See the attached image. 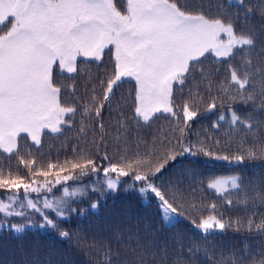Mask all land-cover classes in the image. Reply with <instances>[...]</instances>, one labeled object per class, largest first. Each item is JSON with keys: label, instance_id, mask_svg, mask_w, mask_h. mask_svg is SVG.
Here are the masks:
<instances>
[{"label": "snow or ice", "instance_id": "obj_1", "mask_svg": "<svg viewBox=\"0 0 264 264\" xmlns=\"http://www.w3.org/2000/svg\"><path fill=\"white\" fill-rule=\"evenodd\" d=\"M223 7L237 11H222ZM209 54L219 59L220 67L200 66ZM65 73L70 74V83L62 78ZM221 75L224 79L218 83ZM125 83L131 85L126 92ZM177 97L183 99L178 102ZM205 97V111L220 108L230 113V127L239 126L252 141L250 148L239 145L240 154L221 155L207 137L191 141L192 122ZM240 105L244 111L238 110ZM161 114L175 122L171 135L161 136L152 127ZM260 116H264V0L254 5L245 0L217 2L214 14L212 4L197 0H0V154H7L9 161L0 162V229L23 233L26 227H35L32 217L39 215L40 229L70 239L72 233L56 218L70 221L87 209L74 207L82 200L66 198L95 194L98 199L88 205L95 210L120 190L122 180L132 181L124 191L135 186L144 199L150 193L162 222L181 217L205 234L203 242L176 237L179 254L171 264H185V248L192 260L196 253L208 251L207 234L228 228L240 231L245 225L217 215L216 203L194 217L197 204H186L177 193L197 190L196 173L191 168L176 172L174 165L188 158L196 163L200 157L234 165L258 155L264 158ZM224 120L222 112L210 127L218 130ZM66 131L72 136L65 137L56 156L46 160L45 135L61 137ZM130 143H135V150ZM141 145L144 151L139 150ZM109 147L114 150L109 152ZM51 154L50 148L47 157ZM101 173L104 187L84 183ZM240 183L242 179L233 175L212 179L206 187L223 197L227 185L238 189ZM57 188L63 195L50 196ZM244 204L253 209L247 230L264 234V218L259 223L254 219L255 208L264 207V193L246 198ZM14 218L23 222L14 223ZM144 233L129 227L116 235L114 239L122 242L127 234L129 243L121 244L123 255L121 248L104 246L100 264H169L167 245L158 244L149 228ZM149 234L151 240L145 238ZM89 247L95 248V242ZM259 255V264H264V252ZM243 260L233 251L217 264ZM21 264L53 260L33 254L31 261Z\"/></svg>", "mask_w": 264, "mask_h": 264}, {"label": "trees", "instance_id": "obj_2", "mask_svg": "<svg viewBox=\"0 0 264 264\" xmlns=\"http://www.w3.org/2000/svg\"><path fill=\"white\" fill-rule=\"evenodd\" d=\"M198 3L212 4L213 14L215 13V5L219 2L225 5L227 0H197ZM257 0H245V4L254 5ZM222 11H230L233 14L237 11L236 7H223ZM205 69H212L213 67H220V61L209 54L203 58V64L200 65ZM95 69V65H92ZM199 67V66H198ZM70 74H63V79L68 80ZM224 77L221 75L217 77V82L223 81ZM130 84L125 83L123 90L126 92L130 88ZM226 86V85H225ZM187 93V89H185ZM183 99L177 97L178 102ZM205 102L199 104L200 115L192 122V132L189 137L193 143L198 139L204 140L208 138V144L213 151H218L219 154L224 155L228 153L240 154L237 152L239 145L243 149H248L252 146V141L244 137L243 132L237 126L236 129L230 127V113L225 109H216L213 112H206L207 97ZM200 100V97H197ZM239 111H244L245 106H238ZM225 113V120L220 121L219 129L210 127L213 122H217V117ZM264 120V116L257 118ZM105 121H108L107 114H105ZM182 123V122H181ZM157 129L159 134L163 136L165 133L172 134V129L175 127V122L172 121L167 114H161L159 118L152 125ZM255 131V130H254ZM237 132L240 135H237ZM89 133V139H91ZM72 136L71 132L65 133V136L57 137L54 134H46L45 146L43 152L47 159H52L56 156V150L59 145L65 141V137ZM243 137V139H241ZM213 141H219V145H215ZM229 145H231L229 147ZM259 146V145H258ZM129 147L136 149L135 143H130ZM52 149L51 157H47L49 149ZM114 149L109 147V152ZM140 151H144V146L141 145ZM35 151V148L32 149ZM7 154H0V162L8 163L5 159ZM60 159H64V155H60ZM13 167L16 161L12 160ZM176 172H181L185 168H191L196 173L197 184L194 187L197 189L192 191H181L177 193L178 198L182 195L186 204L195 202L198 210L193 213V216H199L201 211L209 204L216 203L217 215H222L227 221L229 219L235 221L237 219L244 222L245 227L240 231H235L234 228H228L224 231H212L207 234L208 251H200L195 254L192 260L188 259L187 250L185 248L184 261L185 264H217L221 260L222 255L228 256L235 251L238 255L243 256V264H259L262 257L260 252H264V234H257L255 231L249 232L247 230V219L253 216V209L246 207L244 200L248 197L264 193V185L260 181L264 179V158L259 155L256 158H246L239 165L229 164L223 161H211L204 157H200L199 161L193 163L190 158L177 161L174 165ZM238 176L242 179L238 189L231 188L227 185L228 191L223 197L218 196L215 190L208 189L207 183L217 177ZM103 174L98 176L87 177L85 181H93L96 185L104 187L101 183ZM202 182V183H200ZM129 183L132 181H121L120 190L115 194H109L107 198L100 204L98 209H91L88 205L94 202L98 197L95 194H90L88 197H79L77 200H82L83 203H77L74 207L86 208L83 215H78L70 221H64L56 218L61 228H67L72 233L71 238H60L58 234L51 229H40L38 227H26L23 233H14L10 230L1 229L0 231V264H21V261H31L33 254L38 256L41 260L51 257L53 264H100L104 259L101 249L108 246L112 249L121 248L123 255L124 249L121 244H128L129 240L127 234L124 235L122 242L117 241L114 237L118 234L124 233L126 228L135 230L139 228L141 235H144V230L149 228L150 232L157 237V243H165L166 250L169 253V264L175 255L179 253L176 251L177 241L179 236L185 242L189 238L199 240L201 242L205 239V234L197 231L188 220L179 218L178 220L166 224L161 221L155 201L151 199V194H147L149 199H144L136 191L135 186L124 191ZM184 188H187L185 183ZM255 189V190H254ZM74 199V198H73ZM231 199L232 205H227L224 200ZM72 200V199H69ZM257 215L254 217L256 223L264 218V207L257 206L255 208ZM207 211L203 215L207 216ZM2 216V214H0ZM34 222L40 221L39 215H33ZM14 223L23 222L22 218H14ZM146 239L151 240L152 235H147ZM95 242V248L89 247ZM143 242V241H141ZM134 244V241H133ZM247 245V251H242ZM151 264V262H150Z\"/></svg>", "mask_w": 264, "mask_h": 264}, {"label": "rangeland", "instance_id": "obj_3", "mask_svg": "<svg viewBox=\"0 0 264 264\" xmlns=\"http://www.w3.org/2000/svg\"><path fill=\"white\" fill-rule=\"evenodd\" d=\"M104 181H105V178L103 177V179L101 180V183L103 185H104ZM84 183H94V182L93 181H84ZM73 186H75V185H73ZM49 195L50 196H55V197H60V196L63 195L62 189L57 188V189L54 190V193L53 194H49ZM76 198H79V197H76ZM76 198H74V199H76ZM66 199H73V198H66ZM179 218L180 217H172L171 219H169L168 221H166L164 223L169 224V223H172V222L178 220ZM39 223H40V221H36L35 222V227H38L39 228ZM29 227H31V226H29ZM0 231H1V229H0ZM214 231H219V230H214Z\"/></svg>", "mask_w": 264, "mask_h": 264}]
</instances>
